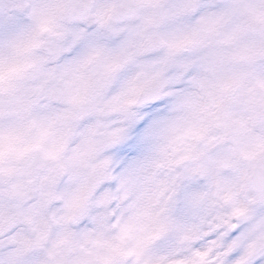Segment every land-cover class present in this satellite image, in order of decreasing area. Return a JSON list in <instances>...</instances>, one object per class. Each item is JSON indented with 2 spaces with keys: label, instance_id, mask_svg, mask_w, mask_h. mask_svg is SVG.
<instances>
[{
  "label": "rangeland",
  "instance_id": "374dc122",
  "mask_svg": "<svg viewBox=\"0 0 264 264\" xmlns=\"http://www.w3.org/2000/svg\"><path fill=\"white\" fill-rule=\"evenodd\" d=\"M57 1L0 0V174H7L10 178L6 186L0 183V231L6 219L15 222L16 216H21L16 222L20 230L7 239H0V261L5 264H103L105 261L106 264H136L137 251L147 259L167 260L181 250L179 247L174 251L158 247L159 239L173 227L170 222L158 225L156 235L138 247L135 238L121 236L117 225L80 226L88 216L92 198L87 203L85 216L75 229L67 225V216L76 203H66L60 208L50 206L52 220L57 221L51 226L44 212L50 201V192L52 195L55 193L58 200L61 199L56 190L59 184L56 177L49 183L48 194L40 197L36 204H29L37 195L39 160H35L29 174L33 189L23 179V171L17 162L31 145L39 149L38 125L43 119L53 117L52 109L42 101V97L52 87V81L55 80L58 87L66 83H58L52 53L45 52V48H53L54 39L39 33L42 29L53 28ZM98 1L102 3L105 0ZM251 2L253 10L264 11V0ZM177 3L180 4L178 0ZM108 4H104L105 8ZM181 23L174 24L177 27L175 33L170 26V36L186 33L187 40L198 38L193 21ZM6 24L12 25L11 30H4ZM233 33L230 31V34ZM132 40L133 35L129 33L127 45ZM107 48L105 56L108 62H104L105 67L113 63L109 61L115 60L114 52L110 51L113 47ZM244 48L251 54V62L246 64L224 62L226 49H221L214 60L212 51L204 50L205 45H202L203 51L191 54L188 62L163 61L162 55L152 62L131 61L132 57L129 62H122L121 73L115 81L117 85L99 100L96 115L77 122L70 112L66 119L55 121L57 143L47 162L53 165L58 162L74 141L85 145L74 162L78 179L71 189L72 196L79 201L93 180L104 182L107 181V174L112 175L109 170L111 157L105 158L104 153L124 142L129 129L139 119V109L132 110L129 106L137 90L152 77L160 76L166 81L162 99L177 95L172 86L183 81L188 72L195 69L185 91L178 95L168 114L162 118L159 132L144 154V161L151 166L167 154L174 169L192 166L206 185L201 195L206 196L211 191L215 196V205L227 211L225 222L232 217L250 215L259 204L248 184L247 160L264 148V61L260 62L264 60V33H251L229 50L236 53ZM86 49V46L82 47L81 58L66 62L61 73L64 76L73 68L78 69L82 81L79 97L84 94V86L91 77L86 68ZM220 57L222 60L218 59ZM127 58L128 55L123 59ZM178 63L180 70L170 74ZM29 66L36 71L34 80L26 71ZM184 68H187L186 71ZM236 83H239L240 91L237 100H234L229 97L228 89ZM36 86L41 91L38 92ZM34 93L38 96L34 97ZM59 96L57 92L51 98L59 100ZM224 139L226 142H221ZM213 142L216 146H211ZM197 160L200 163L197 164ZM86 164L91 165L90 170H86ZM208 165L214 175L211 181ZM197 167L203 168L197 171ZM54 168H60L63 177L68 170L64 166ZM160 171L167 173L168 167L164 166ZM7 190H11V196ZM155 211L158 216L164 215L170 211V205ZM23 219L30 222L37 234V249L34 246L28 255L24 253L28 246ZM46 236H49V241ZM197 239L199 236L193 232L184 238L183 243L190 245ZM116 252H120L121 261L112 255ZM200 259L203 261L204 257Z\"/></svg>",
  "mask_w": 264,
  "mask_h": 264
},
{
  "label": "snow or ice",
  "instance_id": "6c2138e0",
  "mask_svg": "<svg viewBox=\"0 0 264 264\" xmlns=\"http://www.w3.org/2000/svg\"><path fill=\"white\" fill-rule=\"evenodd\" d=\"M215 7L209 0H205L201 11ZM11 28V24L4 26L6 31ZM183 39L182 34L176 33L166 43L173 47ZM119 43V39L109 40L89 30L87 38L62 53L53 68L62 69L66 62L73 61L79 55L84 46L96 49ZM160 55L162 53H149L144 59L155 61ZM179 70L178 63L170 74ZM194 71L195 69L188 72L182 82L172 86V91L177 95H169L139 109V119L129 129L127 139L104 153L105 158L111 157L109 170L112 179L98 186L88 216L81 221L80 226L91 228L103 223L117 225L121 236L135 238L139 247L145 240L156 235L158 225L172 223L171 231L159 239L158 247L172 251L179 247L181 250L167 260L147 259L137 251L136 264H264V204L255 206L251 214L244 218L232 217L225 222L227 211L215 205V196L211 191L206 196L201 195L206 185L198 178V173L192 166L174 169L167 154L151 166L144 161V154L159 132L162 118L168 114L170 105L178 95L185 91ZM64 79L66 83L59 87L55 80L52 81V87L42 97V101L52 109L53 117L43 119L38 125V187L37 195L29 201L31 205L48 194L50 184L45 182V178L54 167L60 166L67 167L68 170L57 185L56 190L61 199L54 206L60 208L66 203H78V198L73 197L71 192L74 181L78 179L74 162L85 145L74 141L58 162L54 165L47 162L57 143L55 121L66 119L72 111H84L83 107L75 108L82 85L78 69L73 68L71 72L64 73ZM57 92L61 98H51ZM164 166L168 167L167 173L160 171ZM208 169L211 181L214 175L210 165ZM165 205H170V211L158 216L155 209ZM19 230L20 225H14L0 239H7ZM193 232L199 239L185 245L184 238ZM8 250L10 249L5 251ZM201 256L204 257L203 261ZM0 264L5 262L0 261Z\"/></svg>",
  "mask_w": 264,
  "mask_h": 264
},
{
  "label": "flooded vegetation",
  "instance_id": "af4514ba",
  "mask_svg": "<svg viewBox=\"0 0 264 264\" xmlns=\"http://www.w3.org/2000/svg\"><path fill=\"white\" fill-rule=\"evenodd\" d=\"M205 0H201L200 6L204 4ZM211 4L216 5V7L212 11H217L222 14V24L221 26H224L230 22V20L234 17V14L236 12H239L241 17L245 19L247 16L250 15V12L248 10V0H229V3L226 6H221V3L216 2L215 0L209 1ZM151 8H155L152 4H150ZM225 7L226 10L223 8ZM209 10L201 11L202 16H204ZM84 30H87V28H84ZM219 30V27L217 31ZM81 33H84L83 30L80 31ZM113 32V30H111ZM78 38H82L81 35L76 36Z\"/></svg>",
  "mask_w": 264,
  "mask_h": 264
},
{
  "label": "bare ground",
  "instance_id": "6f19581e",
  "mask_svg": "<svg viewBox=\"0 0 264 264\" xmlns=\"http://www.w3.org/2000/svg\"><path fill=\"white\" fill-rule=\"evenodd\" d=\"M29 179V178H28Z\"/></svg>",
  "mask_w": 264,
  "mask_h": 264
}]
</instances>
